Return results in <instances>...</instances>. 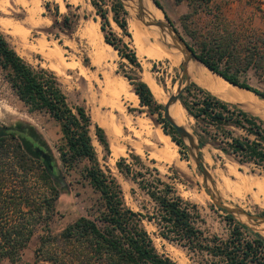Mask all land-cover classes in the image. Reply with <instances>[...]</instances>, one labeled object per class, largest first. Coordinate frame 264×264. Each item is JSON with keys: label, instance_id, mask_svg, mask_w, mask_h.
Here are the masks:
<instances>
[{"label": "trees", "instance_id": "trees-1", "mask_svg": "<svg viewBox=\"0 0 264 264\" xmlns=\"http://www.w3.org/2000/svg\"><path fill=\"white\" fill-rule=\"evenodd\" d=\"M104 0H91L96 14L103 20L104 42L113 47L123 59L140 69L135 53L122 40H113L105 32V13L98 6ZM163 13L162 7L152 0ZM183 0H175L180 3ZM194 1V0H189ZM208 4L210 0H200ZM113 22L127 34L122 4L114 0ZM167 19V17H166ZM177 32V31H176ZM195 36L192 35L191 38ZM188 45V43H186ZM254 53L240 56L236 48L222 37L204 38L195 54L206 69L237 88L249 91L264 100V93L240 81L248 70L264 69V40ZM242 67H241V66ZM240 66V67H239ZM0 72L17 99L29 112L47 113L58 125V159L42 137L31 127L4 126L0 128V264H25L22 252L35 233H40L34 251L36 261L47 264H178L160 255L142 225V216L125 203L122 188L109 170L98 161L91 138L93 129L97 142L108 153L104 130L93 125L85 109L69 104L55 74L42 67L26 63L8 44L0 32ZM133 92L142 106L156 112L162 105L142 81L132 83ZM191 90L203 94L200 102H188L184 97ZM181 106L199 126V146L207 139L219 141L221 151L232 154L239 164H252L264 172V122L212 96L190 83L179 97ZM164 134L181 149L186 146L175 130L161 120ZM227 127L243 131L234 136ZM224 141V142H223ZM116 162L117 170L129 178L154 204V213L147 217L158 235L185 247L190 252L207 256L202 264H264V239L225 215L229 227L226 240L206 236L198 227L201 217L197 206L183 200L153 169L145 168L141 158L131 156ZM77 167L78 175L86 180L95 193L93 210L66 225L59 233L49 230L56 214L60 189ZM138 167V168H136ZM138 170H136V169Z\"/></svg>", "mask_w": 264, "mask_h": 264}, {"label": "rangeland", "instance_id": "rangeland-1", "mask_svg": "<svg viewBox=\"0 0 264 264\" xmlns=\"http://www.w3.org/2000/svg\"><path fill=\"white\" fill-rule=\"evenodd\" d=\"M23 1L29 2L30 0ZM90 1L38 0L41 16L49 21V29L51 30H45L44 32L50 36L53 35V41L55 40L56 45L63 51L65 65L67 66L60 72L51 69L47 60L30 50L26 41L24 42V40L13 38L2 28L5 23L17 22L25 16V11L18 0H0V32L10 47L26 63L33 67L48 69L55 76L57 75L56 77L60 88L67 97L70 105L83 107L88 115L91 109L94 110L96 112L95 119L89 115L93 125H97L104 130L101 122L108 118V116H115L120 119V114L132 121L134 132L132 133L122 123L123 128L121 126L120 137L116 140L117 142H108L109 140L106 135L109 145L108 153L99 145L93 129L91 130V138L98 161L101 167L109 170L119 182L126 205L132 211L142 216V225L160 255L178 264H202L207 260V256L205 257L198 252H190L185 247L168 242L158 235V230L154 223L146 219L153 215L154 204L129 178L121 174L115 165L120 158H125L126 163L131 164V156H139L145 168H149L150 170L155 169L159 177L172 186L177 195L183 200L189 201L197 206L201 217L198 227L206 236L216 237L221 240L228 238L229 227L225 221V213L213 205L202 185L200 173L190 158L188 151L181 149L166 135L171 150L177 157L176 162L172 165L171 163H164L158 158L161 147L158 144L157 135L158 133L164 134L163 127H165L161 121L163 119V108L153 112L149 108L142 106L139 100L134 103L130 102L120 92L123 87H126L130 92L134 93L132 83L137 80L143 82V78L146 77L148 79L150 77L148 79L149 81L153 80L163 94L170 96L174 93L179 82V64L172 53L170 57L164 60L139 58L133 48L132 38L128 31V22L131 21V14L124 8L125 16L120 15L119 17L126 22L127 34L130 36L128 37L113 22L111 6L114 4V0H104L102 3L98 2V6L105 13L106 23L104 30L111 35L109 38L122 40L134 51L140 69H137L127 60L119 56V53L109 44L113 50V58L110 60L104 57L100 53L105 50L103 32L101 31L103 20L96 14V10L92 7ZM156 1L162 7L167 20L173 25L177 33L196 51H198L199 43L204 38L208 37L210 39L214 35L222 37L224 42L230 46V50L236 48L240 56H246L248 52L254 53L256 48L261 47L259 42L264 40V0H210L208 4L202 3L200 0H183L180 3H175V0ZM152 8L157 10L153 5ZM92 26L97 33V38L101 46H99L100 51L98 52L95 50L92 38L87 36V30L89 31ZM29 33L28 41L39 37L35 31ZM23 35L21 34V37ZM192 35L195 36V39L191 38ZM100 55L102 56L100 57ZM109 71L112 73H109ZM239 78L240 81H244L250 87L264 93V69H250L246 74H240ZM100 81L101 83H99ZM97 84L98 86L96 87ZM108 84L111 86L109 87ZM116 93H119V96ZM152 94L157 104H165H161L160 95H157L155 92H152ZM198 95L199 93L197 91L191 90V93L184 98L190 103H197V101L200 102ZM124 98L125 100L123 101L122 99ZM101 102H104V104ZM179 104H181L180 100ZM117 107H119L120 113L116 109ZM187 116L190 122L188 125L189 132L199 140V135H202L200 128L189 115ZM4 126L31 127L35 129L48 145L53 156L58 159V153L56 151L60 139L58 125L47 113L29 112L11 91L0 72V128ZM226 130L231 131L234 136L242 134L241 130L234 129L233 127H227ZM104 133L106 134L105 130ZM221 140H223L221 137L215 141L207 139L203 148L200 150L203 165L214 182L216 179L215 185L217 190L226 202L240 207L249 214L264 216V193L263 195L257 194L253 187L250 185L247 186L244 183L248 177L257 182L259 180L258 183L263 182L264 184V172L252 164H239L238 159L232 154H226L221 151V146H224L223 144H219ZM114 144H116V147ZM155 152L156 154H154ZM184 168L185 170L183 171ZM230 168L237 173V177L230 174ZM78 170L79 167L71 172L64 184L59 187L60 197L56 204V214L49 223V230L53 234L59 233L66 225L76 220L79 216L85 215L90 210H93L97 204L98 196L93 193L88 182L78 175ZM226 181L231 182L233 186L238 183L235 186L236 191H234V195L231 192L228 193L223 187L222 183L225 184ZM196 197L200 198L201 201H198ZM249 228L256 231L254 233L259 234L264 239V234L261 232L260 227L249 226ZM39 236L40 233H35L26 249L22 252V261L25 264H47L35 260L34 251L38 246ZM1 264L10 263L3 261Z\"/></svg>", "mask_w": 264, "mask_h": 264}, {"label": "bare ground", "instance_id": "bare-ground-1", "mask_svg": "<svg viewBox=\"0 0 264 264\" xmlns=\"http://www.w3.org/2000/svg\"><path fill=\"white\" fill-rule=\"evenodd\" d=\"M7 1V0H6ZM20 2V4L22 5V8L25 11V16L18 20L17 22H7L5 23L2 28L4 29V31L6 33H9L13 38H17L20 40H24V42L26 41V44L29 46V49L32 50L33 52L41 55L45 60H47L50 64V68L53 69L56 72H60L65 66V59L63 57V51L56 45L55 40L53 41L52 36L48 35L46 32H44L45 30H50L49 29V21H47L45 18H43L41 16V12H40V8L38 6V0H30L29 2L23 1V0H18ZM134 2L135 0H129L126 1V6L127 9L129 10L130 14H131V21L128 22V31L131 35L132 38V44H133V48L135 49L137 55L139 58H146L149 60H164L168 57H170V54L172 53V55L175 57V59L177 60L178 64L181 61V54L172 48H168L166 47L163 43H166L164 41V39H162L161 36H159L157 34L156 31L150 29V28H145L139 21H137L134 18ZM18 3V2H17ZM19 4V3H18ZM144 8L145 11L147 13V15L149 17H154L156 19H162V15L159 11L154 10L152 8V3L149 0H145L144 1ZM10 10V9H9ZM9 13V12H8ZM7 14V13H6ZM16 14V13H15ZM10 15V14H9ZM20 17V16H19ZM8 18V17H7ZM11 19V18H10ZM2 23V22H1ZM90 26V25H89ZM84 29V28H83ZM35 31V33L37 35H39V37L32 39V41H28V36H29V32ZM51 31V30H50ZM87 36H89L90 38H92V41L94 42V47L95 50L98 52L100 51V42L97 38V33L95 32V29L93 28V26L91 27V29L88 31ZM21 34L23 35L21 37ZM83 34V33H82ZM85 35V34H84ZM34 36V35H33ZM56 36V35H55ZM54 37V36H53ZM88 37V38H89ZM105 45V50L104 52L101 51L100 53L106 57L109 58L111 60V58H113V53H112V48L106 44L105 42H103ZM22 44V43H21ZM25 44V45H26ZM90 44V42H89ZM24 45V47H25ZM23 46V45H22ZM63 46V45H62ZM70 46V45H68ZM100 46V47H99ZM93 47V48H94ZM65 52V51H64ZM100 55V57L102 56ZM98 56V55H97ZM69 57V56H68ZM99 57V56H98ZM104 60V59H103ZM70 61V60H69ZM73 62V61H72ZM109 62V61H108ZM69 65V64H68ZM71 65V63H70ZM81 65V64H80ZM74 68V67H73ZM78 68V67H77ZM66 69V68H65ZM190 72L193 73L194 76H196V79L199 83H201L202 85H204L206 88H208L210 91H212L213 93L219 95L222 98H228V96L230 95L231 97H235L241 101H244L245 103L248 102V104L253 105H257L256 108L259 112H263L264 113V109L261 108L264 106V101L263 100H259L256 96H254L252 93H249L247 91L244 90H239L237 88H232L230 86H228L227 82L224 81L222 78H220L219 76H216L214 74H212L209 70H207L206 68H204L202 65L198 64V63H193L192 65H190ZM79 73V72H78ZM85 73V72H84ZM109 73H112L109 71ZM57 76V75H56ZM110 77V76H109ZM150 78V77H149ZM148 78V79H149ZM106 79V78H103ZM102 79V80H103ZM108 79V78H107ZM146 77L143 78V82L149 87L150 90H152V92H155L157 95H160V100H161V104L165 103L167 98H168V94H163L159 89L158 86L156 85V83L153 80H148ZM109 80V79H108ZM107 80V81H108ZM118 80V78H117ZM225 82H223V81ZM89 81V80H88ZM106 81V80H105ZM113 81V80H112ZM121 81V80H120ZM110 82V81H109ZM114 82V81H113ZM97 83V82H96ZM101 83V81L99 82ZM105 83V82H103ZM108 83V82H107ZM106 83V84H107ZM112 83V82H111ZM110 83V84H111ZM227 83V84H226ZM88 84V83H87ZM94 84V83H93ZM90 85V84H89ZM103 85V84H102ZM112 85V84H111ZM110 85V86H111ZM230 85V84H229ZM94 86V85H93ZM98 86V84L96 85V87ZM104 86V85H103ZM102 86V87H103ZM107 86V85H106ZM109 86V84H108ZM109 86V87H110ZM114 86V85H113ZM112 86V87H113ZM119 86V83H118ZM130 86V85H129ZM128 86V87H129ZM95 87V88H96ZM101 87V88H102ZM107 88V87H106ZM119 88V87H118ZM88 89V87H87ZM86 89V90H87ZM105 89V88H104ZM112 89V88H111ZM103 90V89H102ZM115 90V89H114ZM119 90V89H118ZM111 91V90H110ZM115 92V91H113ZM125 98H127V100H129L130 102H138L137 96L130 92L128 88L123 87L122 90L120 91ZM87 93V92H85ZM89 93V92H88ZM227 93V94H226ZM98 94V93H97ZM108 94V93H106ZM115 94V93H114ZM117 94V93H116ZM119 94V93H118ZM117 94V96H119ZM229 94V95H228ZM92 95V94H91ZM90 95V96H91ZM228 95V96H227ZM100 96V95H99ZM103 96H105L103 94ZM111 96V95H110ZM121 96V95H120ZM96 97V96H95ZM123 97V96H122ZM91 98V97H90ZM98 98V97H97ZM110 98V97H109ZM118 98V97H117ZM121 98V97H120ZM122 99L123 101L125 100ZM95 99V98H94ZM103 99V98H102ZM114 100V99H113ZM97 101V100H96ZM102 101V100H101ZM104 101V100H103ZM117 102V101H116ZM102 103V102H101ZM109 103V102H106ZM104 104V102L102 103ZM111 104V103H110ZM119 104V103H118ZM132 104V103H131ZM94 105V104H93ZM121 105V103H120ZM123 105V104H122ZM103 106V105H102ZM111 106V105H109ZM101 107V106H100ZM105 107V106H103ZM123 107V106H122ZM99 108V107H97ZM109 108V107H108ZM115 108V107H114ZM119 111V107L116 108ZM125 110V109H123ZM170 115L172 117V119L175 121V123L179 126L184 127L187 131H189L188 129V125H189V119L187 116V113L185 112V110L183 109V107L181 106V104H179V102H177L176 104H174L173 106H171L170 110ZM95 111L91 109L90 114L92 118L95 119ZM99 113V112H98ZM112 113V112H111ZM102 114V113H101ZM118 114V113H117ZM97 115V114H96ZM108 115V114H107ZM112 115V114H111ZM122 116V117H121ZM90 117V118H91ZM105 117V116H104ZM106 118V117H105ZM119 118V117H118ZM115 116H108V118H106L103 122H101L102 127L104 128V130L106 131L107 137H108V142L110 143H114L119 137H120V132H121V124L124 123L123 125L130 131H132V133L134 132V126L132 121L129 118H126L125 116L120 114V119H118ZM103 120V119H102ZM98 124V123H97ZM144 126V125H143ZM123 128V126H122ZM136 129V128H135ZM136 131V130H135ZM131 133V134H132ZM155 133V132H154ZM157 135V134H156ZM122 137V136H121ZM157 141L158 144L160 145V149L161 152L159 153L160 156L158 157L159 159H161L162 162L164 163H171L172 165L175 164L176 162V155L172 152L171 147H170V143L167 140V136L165 134H159L157 135ZM117 142V141H116ZM127 142V141H126ZM156 142V141H155ZM133 143V142H132ZM157 143V142H156ZM118 144V143H117ZM116 144H114L115 146ZM119 145V144H118ZM135 145V144H134ZM156 145V144H155ZM98 146V145H97ZM120 146V145H119ZM118 146V148H119ZM116 147V146H115ZM135 147H137L135 145ZM139 147V146H138ZM140 148V147H139ZM144 148V147H143ZM138 149V148H137ZM158 150V148H156ZM159 149V150H160ZM140 150V149H139ZM116 151V150H115ZM114 151V152H115ZM118 151H120L118 149ZM113 152V151H112ZM158 152V151H157ZM152 153V152H151ZM150 153V154H151ZM114 154V153H113ZM156 154V152L154 153ZM157 154V155H159ZM157 158V157H156ZM205 160V159H204ZM206 163V162H205ZM177 164V163H176ZM179 167V165H178ZM185 170V168L183 169V171ZM181 172V171H180ZM230 174L235 175L236 177L238 176L237 173L230 168ZM239 174V173H238ZM241 176V175H240ZM185 177V176H184ZM187 177V176H186ZM242 177V176H241ZM221 178V177H220ZM244 178V177H243ZM252 178V177H250ZM120 179V178H119ZM240 180V179H239ZM242 181V180H241ZM216 182V179H215ZM259 182V180H258ZM257 181H254L253 179H249L247 177V180L244 181V183L248 185H250L251 187H253L257 194H262L264 193V184L262 183H258ZM243 183V184H244ZM235 184V183H234ZM238 184V183H237ZM236 184V185H237ZM223 187L229 192H231V194L234 193V191H236V185H232L231 182L226 181L225 184H223ZM245 185V184H244ZM246 186V185H245ZM220 188V187H219ZM222 189V188H221ZM223 190V189H222ZM237 194V193H236ZM234 195V194H233ZM238 196V194H237ZM198 199V201H201L200 198L196 197ZM262 233L264 234V227H260ZM172 255V254H171ZM176 255V254H175ZM173 257V256H172ZM179 257V256H178ZM181 258V257H180ZM178 259V258H177Z\"/></svg>", "mask_w": 264, "mask_h": 264}, {"label": "water", "instance_id": "water-1", "mask_svg": "<svg viewBox=\"0 0 264 264\" xmlns=\"http://www.w3.org/2000/svg\"><path fill=\"white\" fill-rule=\"evenodd\" d=\"M123 8L127 9L126 1L129 0H118ZM145 0H135L134 2V18L139 21L145 28H150L157 32L159 36L164 39L166 43H163L166 47L177 50L181 54V61L179 63L180 67V78L177 84V87L173 94L168 96L165 104L162 105V117L163 119L175 130L179 139L186 146V150L192 161L194 162L198 172L200 173L202 185L210 197L213 205L223 211L225 215L231 216L236 222L240 225L248 228L252 232H256L249 228V226L253 227H264V216H255L245 212L240 207H237L229 202H226L215 185V182L211 178V175L203 165L200 156V150L203 147L199 146V140L196 139L189 131H187L184 127L179 126L175 123L170 115V108L177 102H179V97L184 92L185 88L191 83L189 77V69L190 65L193 63H198L202 65L199 61H197L195 54L190 50L189 46L183 40V38L176 32L173 25L166 19L163 13L157 8L152 0H149L152 5L161 13L162 19H156L154 17H149L144 8ZM128 10V9H127ZM129 11V10H128ZM203 66V65H202ZM204 67V66H203ZM205 68V67H204ZM208 70V69H207ZM211 72V71H210ZM212 73V72H211ZM213 74V73H212ZM216 75V74H214ZM218 76V75H216ZM221 78V77H220ZM206 92V91H205ZM209 93V92H208ZM210 94V93H209ZM213 96V95H212ZM215 97V96H214ZM220 100V99H219ZM224 102V101H223ZM226 103V102H225ZM238 110H242L240 105L228 103ZM244 113H246L244 111ZM248 114V113H246ZM261 114H264L261 112ZM252 116V115H251ZM255 117V116H253ZM258 118V117H257ZM259 119V118H258ZM261 230V228H260ZM262 232V231H261Z\"/></svg>", "mask_w": 264, "mask_h": 264}, {"label": "crops", "instance_id": "crops-1", "mask_svg": "<svg viewBox=\"0 0 264 264\" xmlns=\"http://www.w3.org/2000/svg\"><path fill=\"white\" fill-rule=\"evenodd\" d=\"M189 77H190V81H191V83H193L194 85H196L198 88H200V89H202L203 91H206V92H209L211 95H213V96H215L216 98H218V99H220L221 101H224V102H226V103H231V104H238V105H240L241 106V108L243 109V112L245 111L246 113H248V115H252V116H255V117H258L261 121H263L264 122V114H261V112H259L258 110H257V108H256V106L257 105H251V104H248V102L247 103H245L244 101H241V100H239V99H237V98H235V97H231L229 94V96H228V98H222V97H220L219 95H217V94H215V93H213L212 91H210L208 88H206L204 85H202L201 83H199L198 81H197V79H196V76H194L193 75V73H191L190 72V70H189ZM223 81V80H222ZM224 82V81H223ZM225 83V82H224ZM227 84V83H226ZM228 86H230V87H232V88H237V87H235V86H232V85H229V83L227 84ZM237 89H239V90H243V89H240V88H237ZM244 91H246V90H244ZM247 92H249V91H247ZM249 93H251V92H249ZM227 94V93H226ZM253 94V93H252ZM254 95V94H253ZM255 96V95H254ZM257 97V96H256ZM258 98V97H257ZM259 99V98H258ZM259 100H261V99H259ZM261 108H264V106L263 107H261ZM242 111V110H241ZM242 132V134L241 135H243V131H241Z\"/></svg>", "mask_w": 264, "mask_h": 264}, {"label": "built area", "instance_id": "built-area-1", "mask_svg": "<svg viewBox=\"0 0 264 264\" xmlns=\"http://www.w3.org/2000/svg\"><path fill=\"white\" fill-rule=\"evenodd\" d=\"M198 96L200 97L201 100L204 98L203 94H199Z\"/></svg>", "mask_w": 264, "mask_h": 264}]
</instances>
